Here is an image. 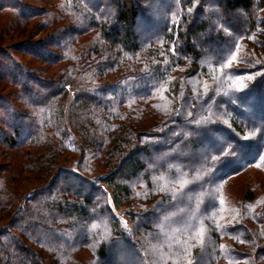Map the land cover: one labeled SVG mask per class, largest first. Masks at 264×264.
<instances>
[{"label":"trees","instance_id":"1","mask_svg":"<svg viewBox=\"0 0 264 264\" xmlns=\"http://www.w3.org/2000/svg\"><path fill=\"white\" fill-rule=\"evenodd\" d=\"M19 1L0 9L41 15ZM213 1L57 0L37 27L51 31L20 48L46 69L1 52L16 91L0 96V264H162L148 238L180 210L216 239L188 264L219 261L214 178L264 152V0ZM223 141L238 147L221 161ZM236 209L230 238L256 251L241 264H264V193Z\"/></svg>","mask_w":264,"mask_h":264},{"label":"rangeland","instance_id":"2","mask_svg":"<svg viewBox=\"0 0 264 264\" xmlns=\"http://www.w3.org/2000/svg\"><path fill=\"white\" fill-rule=\"evenodd\" d=\"M2 1L4 3H13L15 0H0V3H2ZM211 1L212 3L214 2L213 0ZM19 2L32 6V10L29 11H34L36 14L41 13L42 11V13L41 15H38L37 18L29 21L26 24V22H21V20L18 18V9H0V54H2L1 52L7 51V54L15 56L16 59H20L24 64L32 62L35 67L46 69L47 65L36 62L31 58L23 57V53L20 52V48H22L21 45H23L24 42L40 41L41 39H43V37L46 36V34H48V32L51 31V28L45 30V32H43V30L39 31L37 27L41 22H45V20L48 19L46 18L45 10L49 15H52L56 12V9L51 7L58 4V2L57 0H21ZM27 14L31 16L32 12H27ZM13 23L19 25V30L22 31V29H25V33H27V31L28 33H31L32 37L29 40L22 39L21 37H19L20 33L15 34V31L10 32L11 30H9V27H12ZM156 31L157 28L152 33H155ZM28 33L26 35H28ZM241 54L242 52H239L237 54V57L240 58ZM238 64L240 63L238 62ZM4 73L5 72H2L0 75V96L6 97L7 95H9V93L15 92L16 89L9 83V81L1 79L6 77V74ZM240 80L242 82V79ZM241 86V83H235L236 89H239ZM164 106L165 104L158 105L160 109L164 108ZM5 115L6 114L3 112L2 106H0V120L3 116L5 118ZM245 117H247V115ZM248 118L252 119L251 116H248ZM221 138L223 140L225 139L223 136ZM206 149L209 150V148ZM206 149H200L197 159L203 161V152L206 151ZM257 157L259 158L258 160L253 163L246 164L241 170V173H239L235 177H228V175H226L227 177L224 176L218 178L219 176H215L214 178L215 182L218 179L221 180L222 178V181L214 189L215 192H218V194L220 195L221 207L217 212V216L213 226L218 229V234L221 235L220 240L222 241V244L220 245L222 253L221 255L215 257V260H219L215 261V264H228V261L226 259L228 258V256L231 259L232 264H241V261H243V259L247 257H253L256 252L252 250L248 244L241 243L240 247H236L233 239L230 238L231 235L228 231V227L242 221L241 216L240 218H238L242 209L237 210L236 208H238V205L243 204L244 200L249 196L250 190H252L254 196L257 198L264 193V161L262 163L259 162L260 159L264 160V152ZM163 158L164 157L160 155L159 152H154L153 162L158 163ZM235 174L236 173L232 174L231 176H234ZM159 182L163 188H169V185L171 183L174 184V186L177 188L178 185L181 184L180 182H182L181 174H169L160 176ZM139 189H141L140 186L137 190ZM233 211L238 213L239 215L234 216ZM117 214L124 224L129 222L130 219L128 216L126 217L125 209L117 211ZM187 215L188 212L180 210L178 213V216L180 217L176 221H168L165 223L163 221V223L159 225L161 227V230L157 231L156 235H153V237L148 238V240H150V256L154 261L160 260L162 264H169V262H174V264H188L192 259L193 248L200 244L203 246L200 256L202 259H204L209 255V253L212 252L207 248L210 247L212 249V242L216 239H213L212 235L207 231V229L196 228V226H193L194 224L191 221L188 222L189 218ZM180 220L183 221L180 222ZM233 248L239 250L238 253L234 252ZM113 251L118 257H122L125 255V253L120 248Z\"/></svg>","mask_w":264,"mask_h":264},{"label":"snow or ice","instance_id":"3","mask_svg":"<svg viewBox=\"0 0 264 264\" xmlns=\"http://www.w3.org/2000/svg\"><path fill=\"white\" fill-rule=\"evenodd\" d=\"M236 147H238V146H234V145L228 143L227 141L221 142L219 145V148H220L219 155L217 157H215V159L222 161L225 158H228V157L234 155L235 151H236Z\"/></svg>","mask_w":264,"mask_h":264}]
</instances>
